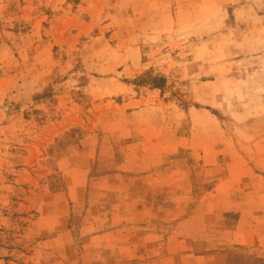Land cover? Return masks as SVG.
<instances>
[{"label":"rangeland","instance_id":"374dc122","mask_svg":"<svg viewBox=\"0 0 264 264\" xmlns=\"http://www.w3.org/2000/svg\"><path fill=\"white\" fill-rule=\"evenodd\" d=\"M175 160L194 231L264 196V0H0V264H121V182ZM220 181L219 211L201 199Z\"/></svg>","mask_w":264,"mask_h":264},{"label":"crops","instance_id":"0c3cea01","mask_svg":"<svg viewBox=\"0 0 264 264\" xmlns=\"http://www.w3.org/2000/svg\"><path fill=\"white\" fill-rule=\"evenodd\" d=\"M148 142L145 140L143 146ZM152 147L154 145L142 153L150 155L154 161L159 155L150 150ZM176 147L186 149L182 144ZM200 161L204 168L212 169L216 166L217 157L203 149ZM178 164L177 160L171 161L170 166L163 169L152 163L153 167L158 168L150 170L151 173L139 182H121L134 194L127 195L125 192L113 205L110 220L120 225L106 234L111 244H107L104 250L115 254L117 262L121 264H226L228 252L233 247H256L264 254V226L263 231L258 233L256 222L259 215L264 218V204L260 211L257 207L259 202L264 203V196L247 198L246 203L250 206L255 204L256 207H250L246 214L235 212L240 214L239 223L231 233L226 235L218 229L224 228V223L216 224V228L203 226L202 231H194L197 226L186 212L188 204L192 203L189 200L190 191L182 192L187 185L184 168H179ZM162 170L164 173H160ZM226 185L227 182H218L201 201H206L207 206H217L219 211L222 203L231 204L221 199V193H226L223 190ZM245 220L249 221V228H242L241 222Z\"/></svg>","mask_w":264,"mask_h":264}]
</instances>
